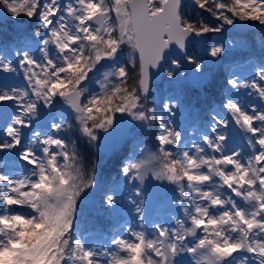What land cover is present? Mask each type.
Segmentation results:
<instances>
[{
	"label": "snow or ice",
	"instance_id": "6c2138e0",
	"mask_svg": "<svg viewBox=\"0 0 264 264\" xmlns=\"http://www.w3.org/2000/svg\"><path fill=\"white\" fill-rule=\"evenodd\" d=\"M187 9L0 0V264H264V0Z\"/></svg>",
	"mask_w": 264,
	"mask_h": 264
},
{
	"label": "trees",
	"instance_id": "16d2710c",
	"mask_svg": "<svg viewBox=\"0 0 264 264\" xmlns=\"http://www.w3.org/2000/svg\"><path fill=\"white\" fill-rule=\"evenodd\" d=\"M186 4L188 5L187 10L189 11V14L190 15L193 14L192 13V3L187 2ZM16 27H17V25H10V24L0 25V40L6 39V38H11L14 34V29ZM19 27H26V25H19ZM223 36L227 39H239L240 37H243L247 42V49H242V51H244L246 53L252 52V53H255L257 56L259 55V53L261 51V43H262V41H264V36L257 31L248 32L246 34L225 33ZM126 146H127V151H129L131 148L130 147L131 144L128 143V144H126ZM125 153H126V151H125ZM81 154L86 158V166H90V164L93 160L100 158V156H98V153L96 152V150L94 148H88L86 143L81 144ZM113 157H111L112 162H109V163L105 162V163L101 164V172L105 176H109L110 174H114L115 163H116L117 157L115 155ZM94 216H96V213L91 212L90 215L85 217L84 223L87 224L88 220ZM99 220L102 221L103 217L100 216Z\"/></svg>",
	"mask_w": 264,
	"mask_h": 264
},
{
	"label": "rangeland",
	"instance_id": "374dc122",
	"mask_svg": "<svg viewBox=\"0 0 264 264\" xmlns=\"http://www.w3.org/2000/svg\"><path fill=\"white\" fill-rule=\"evenodd\" d=\"M213 39L217 40V41H226L228 40L227 38H225L224 36L221 37H214ZM244 49H247L244 48ZM119 115V114H118ZM101 135H104L103 133H101ZM131 147V146H130ZM129 148V147H128ZM131 149V148H130ZM96 150V149H95ZM125 151H127V146L125 143H123L122 141L117 143L116 147L113 148L111 147V142L109 143V145L106 148H103L102 151L100 152H96L98 153V156H100L101 158V164L102 163H109L112 162V158L114 155L116 157H123V155H125ZM114 158V157H113ZM111 164V163H110ZM108 165V164H107ZM93 200L96 199V197L92 198ZM94 207V205H90V208ZM94 213H96L95 211H92Z\"/></svg>",
	"mask_w": 264,
	"mask_h": 264
},
{
	"label": "water",
	"instance_id": "95a60500",
	"mask_svg": "<svg viewBox=\"0 0 264 264\" xmlns=\"http://www.w3.org/2000/svg\"><path fill=\"white\" fill-rule=\"evenodd\" d=\"M187 2L192 3V0H185V3H187ZM0 25H4V24H0ZM252 31H257V32L261 33L259 27L255 26V25L245 26L243 28L229 29V31L226 33L246 34L248 32H252ZM261 34L264 36V33H261Z\"/></svg>",
	"mask_w": 264,
	"mask_h": 264
}]
</instances>
